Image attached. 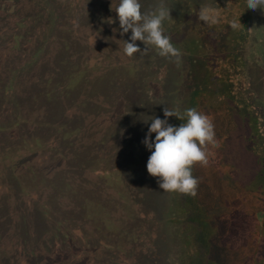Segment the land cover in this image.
<instances>
[{"label":"rangeland","instance_id":"rangeland-1","mask_svg":"<svg viewBox=\"0 0 264 264\" xmlns=\"http://www.w3.org/2000/svg\"><path fill=\"white\" fill-rule=\"evenodd\" d=\"M115 4L0 0V264H264V10L141 0L170 8L177 60L124 55ZM189 106L223 141L191 165L203 207L160 189L142 143Z\"/></svg>","mask_w":264,"mask_h":264},{"label":"clouds","instance_id":"clouds-1","mask_svg":"<svg viewBox=\"0 0 264 264\" xmlns=\"http://www.w3.org/2000/svg\"><path fill=\"white\" fill-rule=\"evenodd\" d=\"M246 8L264 10V0H245ZM141 0H116L115 11L119 22L120 35H131L123 41V54L131 58L141 52L136 41L155 47L158 55L167 58L179 59L180 51L171 43L170 37L164 34V21L170 17V8L160 4L150 12L141 10ZM211 8L201 11L203 21H215L210 15ZM238 18V17H237ZM234 25H240L238 19ZM113 21L109 18L108 23ZM115 31V29H114ZM147 49H145V52ZM145 123L150 121L142 143L150 151L146 163L147 172L158 177L160 189L167 192L196 191L198 176L193 173L191 165L196 160L207 161L206 145L209 141L215 143V125L213 119L203 110L189 106L182 111L164 108L163 119L149 116ZM169 117H176L179 125L168 122ZM155 134L152 138V134Z\"/></svg>","mask_w":264,"mask_h":264},{"label":"trees","instance_id":"trees-1","mask_svg":"<svg viewBox=\"0 0 264 264\" xmlns=\"http://www.w3.org/2000/svg\"><path fill=\"white\" fill-rule=\"evenodd\" d=\"M223 134V133H222ZM221 134V135H222ZM226 135V134H225ZM223 136H224V134H223ZM223 139H224V137H223ZM218 140V141H217ZM216 141L219 143V149H220V147L222 148V140H220V139H217ZM198 165H199V163H198ZM198 165L196 164L192 169H194L195 170V172L197 173V171H200V165H199V168H198ZM195 173V175L196 176H198V183H197V185H196V191L194 192V193H190V192H188L190 195L192 194V196H194V198L192 199V200H190V201H188V202H186V205H188V206H194V205H199L198 207H203V205L205 206V202L206 203H208V198H207V196H204L205 195V193H204V190H206V189H210L209 187H206L205 189H204V182H201L200 180L202 179L201 177H200V175L201 174H196ZM204 180H207V179H204ZM210 185V184H209ZM203 190V191H202ZM187 195H188V193L187 192H185ZM200 194H202L203 196H202V199H200L199 198V196L198 195H200ZM204 198H206V200L204 199ZM190 208V207H189ZM211 210V208H206V211H209V210ZM156 239V238H155ZM142 240V239H141ZM221 240H219V242H220ZM154 242V241H153ZM208 242V241H207ZM231 242V241H230ZM206 246H209V248H211L212 246H214L213 245V242H211L210 244H208V245H206ZM131 249H133V247L131 248ZM154 264V263H153Z\"/></svg>","mask_w":264,"mask_h":264}]
</instances>
